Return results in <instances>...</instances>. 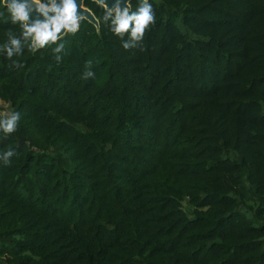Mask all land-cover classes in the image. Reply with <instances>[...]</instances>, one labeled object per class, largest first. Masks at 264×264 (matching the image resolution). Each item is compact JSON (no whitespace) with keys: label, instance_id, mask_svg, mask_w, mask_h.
Returning a JSON list of instances; mask_svg holds the SVG:
<instances>
[{"label":"trees","instance_id":"obj_1","mask_svg":"<svg viewBox=\"0 0 264 264\" xmlns=\"http://www.w3.org/2000/svg\"><path fill=\"white\" fill-rule=\"evenodd\" d=\"M149 3L8 58L0 0V264H264V0Z\"/></svg>","mask_w":264,"mask_h":264},{"label":"clouds","instance_id":"obj_2","mask_svg":"<svg viewBox=\"0 0 264 264\" xmlns=\"http://www.w3.org/2000/svg\"><path fill=\"white\" fill-rule=\"evenodd\" d=\"M4 7L10 14L11 22H19L23 28L21 36H14L8 33V42L3 45V51L8 58L21 54L24 42H30V48L35 50L43 48L49 43L55 44L61 38L62 33H75L79 30L80 21L85 19L84 13L77 12L75 0H47V3L41 0H2ZM105 9L103 21L109 23L110 30L117 37L122 38V47L125 50L137 47L146 29L155 22L153 5L149 0H139L135 11H132L131 0H125V6L121 8L120 0H116L112 8L104 3V0H94ZM35 10L43 16V20L36 19L29 22V12ZM52 13V15H49ZM99 23V21H98ZM63 30V32H62ZM125 34L128 39L124 40ZM64 45L58 44L52 49L54 53H60ZM56 59L59 61L60 56ZM91 64V61L88 62ZM17 67L21 66L17 61H13ZM94 72L91 70L83 73V78H91ZM20 120L19 112L6 114L0 119V130L5 134H11L17 130L18 121ZM14 155V150L9 149L0 154V160L6 165L10 163V158Z\"/></svg>","mask_w":264,"mask_h":264},{"label":"water","instance_id":"obj_3","mask_svg":"<svg viewBox=\"0 0 264 264\" xmlns=\"http://www.w3.org/2000/svg\"><path fill=\"white\" fill-rule=\"evenodd\" d=\"M84 1L85 0H75L76 6H77V12L78 13L83 12L85 19L88 20L90 23H92L96 28H98L99 27L98 19L95 17L94 13L88 7L84 5ZM115 2L116 0H104V3L108 6V8H112ZM56 3L59 4L60 0H56ZM120 6L121 8L125 6V0H120ZM49 15H52V13H49ZM36 19L43 20V16L39 14L35 10V6H33L32 11L29 12V22H32ZM64 34L65 33H62L61 36H63Z\"/></svg>","mask_w":264,"mask_h":264},{"label":"rangeland","instance_id":"obj_4","mask_svg":"<svg viewBox=\"0 0 264 264\" xmlns=\"http://www.w3.org/2000/svg\"><path fill=\"white\" fill-rule=\"evenodd\" d=\"M10 108L9 105L0 100V114L6 115L9 114ZM183 207L186 211H189L190 207L187 202H183Z\"/></svg>","mask_w":264,"mask_h":264}]
</instances>
